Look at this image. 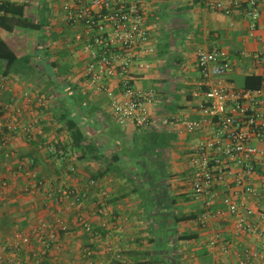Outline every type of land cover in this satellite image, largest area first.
I'll list each match as a JSON object with an SVG mask.
<instances>
[{
    "label": "crops",
    "instance_id": "1",
    "mask_svg": "<svg viewBox=\"0 0 264 264\" xmlns=\"http://www.w3.org/2000/svg\"><path fill=\"white\" fill-rule=\"evenodd\" d=\"M3 1L25 2L24 16L37 27H0V36L18 57L5 72L0 62V83L6 79L0 108L9 102L20 107L19 118L30 123L32 133L19 134L12 141L13 153L0 155V177L8 181L0 194V237L12 239L15 232L41 217L51 219L56 211V204L42 194L20 192L28 178L17 166L28 158L38 178L86 193L80 211L93 227L99 223L97 204L104 203L114 216L112 228L93 236L76 222L77 210L56 211L67 228L60 232L57 246L40 256V264H88L80 253L85 246L95 251L93 264H223L228 257L210 249L207 237L213 231L230 237L232 225L210 218L203 227L199 216L205 199L196 198L190 185L189 147L210 131L188 133L184 121L200 116L199 48L226 51L231 69L224 78L234 86L245 87L247 78L250 87L262 84L264 0L254 30L239 12L226 16L200 7L196 0H141L149 34L142 48L148 50L144 59L149 67H134L133 72L136 86L154 93V100L145 104L148 126L119 125L108 97L84 82L89 57L74 40L79 28L65 21L64 0ZM46 145H56L64 158L50 153ZM69 164L75 171L67 174ZM260 178L255 180L257 195L250 200L255 207L264 205ZM217 192L219 199L226 191L219 186ZM38 245L33 241L34 248ZM34 248L19 255L21 264H36L30 258Z\"/></svg>",
    "mask_w": 264,
    "mask_h": 264
},
{
    "label": "built area",
    "instance_id": "2",
    "mask_svg": "<svg viewBox=\"0 0 264 264\" xmlns=\"http://www.w3.org/2000/svg\"><path fill=\"white\" fill-rule=\"evenodd\" d=\"M196 2L202 8L226 16L239 12L249 22V30H254L261 15L262 0ZM61 8L66 23L79 28L74 40L88 53L84 82L108 97L110 112L119 125L132 122L148 126L150 119L145 104L154 100V93L139 89L133 72L134 67H149L144 59L148 50L142 48L149 34L144 25L141 0H64ZM195 56L201 77L198 83L202 92L200 116L185 120L184 129L188 133L202 128L210 131L208 137L194 142L188 153L192 193L196 198L205 199L199 222L203 227L210 218L231 223L230 237L223 231H213L207 237L210 249L228 257L223 264H264V205L255 207L250 203L251 197L257 195L256 178L260 176L264 185V73L260 86L238 88L224 78L231 69L225 50L199 48ZM109 83H115V87ZM5 85L6 79H3L0 88ZM12 104L9 102L4 109L0 108V155L13 153L12 141L19 134H32L29 133L30 123L19 118L20 107L14 108ZM46 146L50 153L64 158L56 145ZM33 165V160L28 158L18 163L17 171L28 178L20 192L44 193L58 205V212L77 210L78 225L93 236H100L114 226L112 209L101 202L97 204L98 228L93 227L80 211L86 193L76 187H55L50 181L38 178L31 168ZM74 171V164H69L67 174ZM93 183L89 180V184ZM7 186L8 181L0 177V194ZM219 186L226 192L217 199ZM217 202L219 205H215ZM66 228L58 214L52 219H38L34 225L15 232L11 240L0 244V262L20 264V252L37 237L40 247L35 251L38 257L34 262L40 264V256L57 246L60 232ZM240 237L247 239L244 244L238 241ZM249 238L255 244H250ZM94 255V249L88 246L81 253L88 264H93ZM117 256L120 257L118 253Z\"/></svg>",
    "mask_w": 264,
    "mask_h": 264
},
{
    "label": "trees",
    "instance_id": "3",
    "mask_svg": "<svg viewBox=\"0 0 264 264\" xmlns=\"http://www.w3.org/2000/svg\"><path fill=\"white\" fill-rule=\"evenodd\" d=\"M25 5H26L25 2L23 3L14 2V1L1 2L0 3V27L8 31L13 30V28L17 26L35 29L37 25L34 24L31 21V19H28L27 17L24 16ZM0 62H4L5 64L4 72L10 67L18 63V57L16 53L10 48V46L4 41V39L1 36H0ZM250 79L247 78L245 87L246 88H256V87H250ZM61 232H63V230H61ZM189 237L191 236L182 235V238H185V239Z\"/></svg>",
    "mask_w": 264,
    "mask_h": 264
},
{
    "label": "rangeland",
    "instance_id": "4",
    "mask_svg": "<svg viewBox=\"0 0 264 264\" xmlns=\"http://www.w3.org/2000/svg\"><path fill=\"white\" fill-rule=\"evenodd\" d=\"M24 194V193H23ZM40 194H42L44 197H45V194L44 193H40ZM48 201H51L49 198H46ZM64 206V205H63ZM62 206V207H63ZM57 207H58V205H56V208H55V210L57 211ZM74 209H68V210H63V209H61L60 210V212L62 213V211H64V212H66L65 214H67V213H69V212H71V211H73ZM56 211H55V213H54V216H56L57 214H56ZM61 217V216H60ZM42 218V217H41ZM52 218H53V216H52ZM51 218V219H52ZM40 219V218H39ZM61 219L64 221V223H65V225H66V222H65V220L61 217ZM77 222V221H76ZM35 223H32L30 226H32V225H34ZM7 240H11V239H4V238H1L0 237V244H3V243H5ZM33 241H36V242H38V244H40L39 243V240H38V238L37 237H34V238H32V241H31V243L29 244V246L28 247H25L24 248V250L23 251H25V250H27V249H31L32 248V250H33V248H34V246H33ZM40 247V245H38L36 248H34V249H37L38 250V248ZM86 247V246H85ZM108 247V249L110 248H112V247H110V246H107ZM84 248V247H83ZM83 248L81 249V251H80V253H82V250H83ZM37 250H35V251H37ZM23 251H21L20 252V254L23 252ZM32 254V253H31ZM35 254V255H34ZM34 257V258H33ZM36 257H38V254H37V252H35V253H33L31 256H30V258H31V260L34 262V260L36 259ZM18 258H19V256H18ZM20 259V258H19ZM5 262V261H4ZM0 263H3V262H0ZM21 264V263H20Z\"/></svg>",
    "mask_w": 264,
    "mask_h": 264
}]
</instances>
